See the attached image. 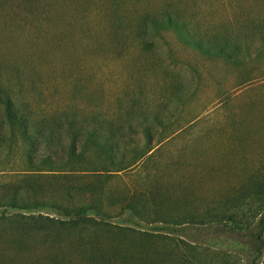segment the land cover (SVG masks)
<instances>
[{
	"label": "rangeland",
	"instance_id": "rangeland-1",
	"mask_svg": "<svg viewBox=\"0 0 264 264\" xmlns=\"http://www.w3.org/2000/svg\"><path fill=\"white\" fill-rule=\"evenodd\" d=\"M0 90V264H264V0H0Z\"/></svg>",
	"mask_w": 264,
	"mask_h": 264
},
{
	"label": "trees",
	"instance_id": "trees-1",
	"mask_svg": "<svg viewBox=\"0 0 264 264\" xmlns=\"http://www.w3.org/2000/svg\"><path fill=\"white\" fill-rule=\"evenodd\" d=\"M0 107L2 108V113L8 119V121L10 123H13V122L18 123L20 121H24V119L26 118V113H25L24 109L21 110L20 108H17V106L13 103V101L11 100L9 95L3 90H0ZM19 128H20V131H22V134L26 137L27 136L26 135V133H27L26 129L24 127L21 128L20 126H19ZM0 139H2L1 131H0ZM150 150L151 149L145 150L141 154V156L147 154ZM42 162L47 164V165L51 164L50 161H48V160L46 161L45 159H43ZM1 200H2V197L0 196V201ZM262 209H264V201L262 202ZM218 223H220V221H218ZM247 225H248V223H247ZM255 226L258 230V233L264 231V211L259 215ZM165 228H167V227H165ZM157 229H159V227H157ZM221 229L225 230L227 232H231L234 230V226L222 224ZM167 230L174 231V229H167ZM247 236H249L254 242L258 243V246L252 251V253L250 255H248L249 264H258V260L261 256V249H262L263 243L259 239V234H253V233L249 232L247 234Z\"/></svg>",
	"mask_w": 264,
	"mask_h": 264
}]
</instances>
